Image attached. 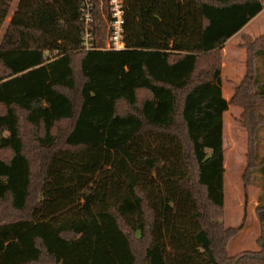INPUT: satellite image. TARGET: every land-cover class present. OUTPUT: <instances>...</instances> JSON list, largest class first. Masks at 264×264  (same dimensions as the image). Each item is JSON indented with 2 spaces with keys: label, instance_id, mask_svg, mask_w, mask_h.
<instances>
[{
  "label": "trees",
  "instance_id": "16d2710c",
  "mask_svg": "<svg viewBox=\"0 0 264 264\" xmlns=\"http://www.w3.org/2000/svg\"><path fill=\"white\" fill-rule=\"evenodd\" d=\"M103 1L101 48H84L83 0H19L0 39V264H264V229L227 252L220 54L264 0H124L122 49L104 48ZM247 80L234 99L264 100ZM252 168L264 220V157Z\"/></svg>",
  "mask_w": 264,
  "mask_h": 264
},
{
  "label": "rangeland",
  "instance_id": "374dc122",
  "mask_svg": "<svg viewBox=\"0 0 264 264\" xmlns=\"http://www.w3.org/2000/svg\"><path fill=\"white\" fill-rule=\"evenodd\" d=\"M18 3L19 0L12 3L9 16L0 31V39ZM100 3L104 1L100 0ZM89 5H92L94 26V0H90ZM103 17L105 19L104 14ZM260 47H264V9L229 39L220 51L223 95L228 101L223 129L226 170L223 222L227 227L237 230L226 244L227 252L232 257L258 251V240L264 229V220L256 213L262 177L258 172L252 174V162L258 164L264 157V124L255 126V140L248 126L255 123L254 119L264 117V100L252 98V89L248 90L250 94L239 93V100L234 99L237 87L248 81L250 71L254 74L257 69V75L264 79V60L260 57L254 59V52ZM249 102L255 109L254 119L248 118L246 106ZM4 212L11 215L10 209Z\"/></svg>",
  "mask_w": 264,
  "mask_h": 264
},
{
  "label": "built area",
  "instance_id": "2783aa9c",
  "mask_svg": "<svg viewBox=\"0 0 264 264\" xmlns=\"http://www.w3.org/2000/svg\"><path fill=\"white\" fill-rule=\"evenodd\" d=\"M90 0H83V20L84 28V48L86 50L101 48L95 45L93 37V15L91 13L92 5H89ZM110 18H108L106 49H122L124 48L123 40V24H124V0H109Z\"/></svg>",
  "mask_w": 264,
  "mask_h": 264
},
{
  "label": "crops",
  "instance_id": "0c3cea01",
  "mask_svg": "<svg viewBox=\"0 0 264 264\" xmlns=\"http://www.w3.org/2000/svg\"><path fill=\"white\" fill-rule=\"evenodd\" d=\"M244 29V28H243Z\"/></svg>",
  "mask_w": 264,
  "mask_h": 264
}]
</instances>
